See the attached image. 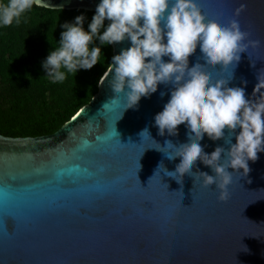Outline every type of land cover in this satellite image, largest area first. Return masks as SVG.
Segmentation results:
<instances>
[{"label":"water","instance_id":"1","mask_svg":"<svg viewBox=\"0 0 264 264\" xmlns=\"http://www.w3.org/2000/svg\"><path fill=\"white\" fill-rule=\"evenodd\" d=\"M100 2L44 0L46 7L94 11ZM196 2L207 19L221 25L236 19L248 34L239 62L207 71L213 80L231 77L228 87H243L255 99L264 69V0ZM111 46L114 56L131 42ZM201 56L197 46L189 67L203 64ZM104 74L90 100L55 131L0 133V264H264V151L248 161L246 176L233 173L227 201L218 199L215 184L202 187L187 173L177 183L157 167L175 170L181 158L161 151L168 152L165 141L187 143L188 129L181 124L177 135L161 136L154 120L172 85L159 84L124 109V94H115L112 74ZM144 129L151 138L140 136ZM200 144L206 154L229 148L206 134ZM197 171L214 175L200 160Z\"/></svg>","mask_w":264,"mask_h":264},{"label":"clouds","instance_id":"2","mask_svg":"<svg viewBox=\"0 0 264 264\" xmlns=\"http://www.w3.org/2000/svg\"><path fill=\"white\" fill-rule=\"evenodd\" d=\"M33 6L47 4L44 0H0V25L10 26L14 21L19 25L22 16ZM243 7L237 10V15ZM105 20L109 24L99 34ZM83 21L84 16L79 15L74 23L61 25L64 31L58 46L43 63L46 76L53 82H64L78 69H91L102 55L100 47L92 46L96 39L101 45L130 40L131 46L111 58L112 63L104 74L105 77L112 74L109 81L112 91L124 94V109H127L136 106L141 97L155 93L159 84H171L170 99L154 117L158 134L163 136L167 131L175 136L181 124L188 129L187 143L174 145L165 141L163 148L168 149L167 153L156 149L169 160L181 158L175 170L167 171L162 162L157 169H163L177 183L182 184L187 173L194 177V183L198 179L202 187L215 184L218 199L227 201L233 173L242 170L240 175L246 176L250 171L248 161L255 162L257 154L264 151V91H261L264 69L256 77L258 82L252 92L255 99L246 98L243 87H228L231 77L213 80L207 71L217 64L226 68L239 62V53L246 50L244 41L248 36L241 30L239 21L230 19L221 25L207 19L196 0H101L88 31L83 29ZM197 46L202 53L198 61L202 59L204 63L189 67V57ZM162 57H169V61ZM237 128L240 131L232 144L231 137ZM146 133L150 137L147 129L140 136L143 138ZM205 134L211 140L223 138L229 148L217 146L206 154L200 144ZM197 160L209 166L214 175L193 173ZM229 168L234 171L229 172Z\"/></svg>","mask_w":264,"mask_h":264},{"label":"trees","instance_id":"3","mask_svg":"<svg viewBox=\"0 0 264 264\" xmlns=\"http://www.w3.org/2000/svg\"><path fill=\"white\" fill-rule=\"evenodd\" d=\"M6 2V0H2ZM94 10L36 7L26 12L19 25H0V133L37 136L58 129L96 93L98 83L112 61V46L101 45V58L91 69H78L64 82L46 76L43 63L58 46L64 23L84 16L88 31ZM105 20L99 34L108 26Z\"/></svg>","mask_w":264,"mask_h":264},{"label":"snow or ice","instance_id":"4","mask_svg":"<svg viewBox=\"0 0 264 264\" xmlns=\"http://www.w3.org/2000/svg\"><path fill=\"white\" fill-rule=\"evenodd\" d=\"M79 115V114H78Z\"/></svg>","mask_w":264,"mask_h":264}]
</instances>
